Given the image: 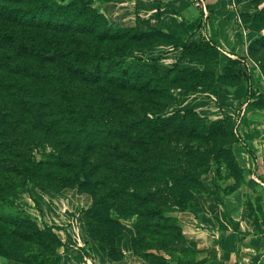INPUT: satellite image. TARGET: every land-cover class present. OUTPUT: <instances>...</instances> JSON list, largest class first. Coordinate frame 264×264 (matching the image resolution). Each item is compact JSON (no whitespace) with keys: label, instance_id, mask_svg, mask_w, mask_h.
<instances>
[{"label":"trees","instance_id":"obj_1","mask_svg":"<svg viewBox=\"0 0 264 264\" xmlns=\"http://www.w3.org/2000/svg\"><path fill=\"white\" fill-rule=\"evenodd\" d=\"M141 23L144 29L113 25L92 0H0L1 256L59 264L60 238L14 198L29 184L89 194L81 217L112 259L122 257L115 241L125 230L146 264H174L168 249L190 245L199 253L176 214L208 192L202 176L213 159L232 157L230 119L208 124L192 110L163 114L177 103L175 89L207 84L197 78L218 50L204 39L171 40L184 23L174 20L166 30ZM258 41L249 45L250 56ZM157 43L182 48L189 63L204 68L164 70L158 61L122 59ZM212 48L210 56L194 57ZM237 63L228 59L219 74L225 79L214 75L209 86L242 83ZM42 146L50 151L38 159L34 152Z\"/></svg>","mask_w":264,"mask_h":264},{"label":"crops","instance_id":"obj_2","mask_svg":"<svg viewBox=\"0 0 264 264\" xmlns=\"http://www.w3.org/2000/svg\"><path fill=\"white\" fill-rule=\"evenodd\" d=\"M107 19L116 26L140 25L143 21L151 26L166 30L175 20L191 28L186 40L205 41L215 44L218 58L213 62L222 71L228 59H237L236 68L244 81L238 85L214 83L198 97L199 91L186 95L181 105L193 107L203 116H233L236 108L243 103L248 80H259L260 67L249 55V45L258 32L249 29L241 19L245 4L237 0H206L208 14L203 17L198 8L189 0H92ZM161 47L156 50V47ZM153 51L167 52L170 44H154ZM180 48V47H179ZM182 50V48H180ZM154 62L155 60H150ZM249 76V77H248ZM258 83V82H257ZM210 96L214 99L210 100ZM205 99V100H203ZM247 118V117H246ZM243 118L240 133L251 143L252 149L264 155V144L258 145L263 128L258 123H250ZM249 123V124H248ZM240 144V143H238ZM241 158L247 159L244 146L237 145ZM244 151V152H243ZM249 154V153H248ZM253 167L256 180L262 189V212L264 215V158L255 161L247 159ZM208 192L200 195L198 205L186 211L177 212L183 235L195 244L204 264H264V223L254 220L243 203L242 192L219 195L214 183H206ZM28 195V196H27ZM20 201L36 217L39 224L51 226L62 245L59 264H146L135 255L131 246V236L123 231L116 237V249L122 253L120 259H112L107 248L93 241L81 217V209L91 205L87 193L73 189L56 192L39 187L31 188ZM257 212V211H256ZM0 264H22L0 255Z\"/></svg>","mask_w":264,"mask_h":264},{"label":"rangeland","instance_id":"obj_3","mask_svg":"<svg viewBox=\"0 0 264 264\" xmlns=\"http://www.w3.org/2000/svg\"><path fill=\"white\" fill-rule=\"evenodd\" d=\"M69 1V0H66ZM87 1V0H86ZM89 1V0H88ZM238 2H242L245 4L244 11L242 14V19L247 23L248 27L253 28L254 31L258 32L257 39L259 40L256 42L253 46L251 56L252 59L260 65V71H259V80L250 82L248 80L247 85V92L244 95L243 103L236 108V112L233 116H229L226 114L218 115V116H203L201 113L193 109V107L181 105L183 103L184 98L186 95H192L194 92L199 91L198 97L206 95L203 93L208 87H211V81L215 76H219V79H225V75H219L220 71H218V67L215 65V63H210L206 65L204 68L202 65L189 63L187 61V56L183 53V51L179 47H174L170 49L169 53H159L160 51H153L151 47L153 45L140 50H129L125 57L122 59L125 61V63L135 62L138 60H152L160 62L163 64L164 70L173 69V66L175 68H183V67H191V68H204L203 76H199L197 78V81H204L207 83L204 86H198L195 88L194 91H187L185 92L184 89L178 88L174 90V94L177 97V103L172 104L168 106V108L165 110L163 116H167L171 114L172 112H180L181 114L185 112V110H192L195 111L199 116L203 117L206 122L209 124L213 121L219 120L221 118H229L230 119V125L231 130L233 132V140L230 144V150L232 157L224 156L223 158H216L213 159V162L211 164L210 169L206 174L202 176V180L204 184L207 186L206 183H214V187L216 188L219 195H227L231 194L234 191L238 190L242 192L243 195V203L245 205V208L248 212V214L254 218L256 221L257 219H260L258 216V213H260L262 222L264 223V215L262 212V189L259 187V182L256 180V175L254 174L253 167H249V163L247 162V159L250 160L253 159H259V157L264 158V155L258 154L257 149L256 151L252 149L251 143L247 140V138H244L240 133V127L242 125L243 118H246L247 121L249 120L250 123H258L263 128V135L262 138H258V145L260 146V143L264 144V0H257V4L254 3L252 0H237ZM189 27H186L184 25H180L176 31V34H174V37H170L171 40H175L178 43L182 42L185 43V41L189 37L190 33ZM155 38L153 35L151 39ZM162 44V43H157ZM156 44V45H157ZM161 48L156 47V50H162ZM215 49V48H214ZM214 49L210 50H200L195 54L194 57L198 58H206L208 55L210 56ZM144 52V54H143ZM262 65V66H261ZM246 77V75H244ZM249 77V76H248ZM227 78V77H226ZM186 81H189V78L186 76L184 78ZM229 79V78H228ZM258 82V83H257ZM214 83H217L214 82ZM188 88L194 87L192 83H189L188 85H185ZM210 100H213L212 96H210ZM205 100V99H203ZM249 124V123H248ZM240 143L242 146L245 147L246 151L249 153H246L247 159L244 160V158H241L238 150L237 145ZM50 151L49 146H42L35 150V156L40 159L42 157V152H48ZM37 187L32 184L27 185L23 189L14 192V198L16 200V203L18 206H24L23 202L20 201L21 196L23 194H29L31 188ZM41 189V188H40ZM66 189H73L77 191L75 188H66ZM44 190V189H43ZM50 190V189H47ZM78 192V191H77ZM28 196V195H27ZM200 196V195H199ZM199 198V197H198ZM26 208V207H25ZM257 211V212H256ZM173 263L176 264V260L182 259V260H193V259H201L200 255L195 252L192 246L188 245V247L182 252V251H171L168 249ZM162 254L167 256V253L164 251H161ZM176 259V260H175Z\"/></svg>","mask_w":264,"mask_h":264},{"label":"built area","instance_id":"obj_4","mask_svg":"<svg viewBox=\"0 0 264 264\" xmlns=\"http://www.w3.org/2000/svg\"><path fill=\"white\" fill-rule=\"evenodd\" d=\"M189 1L198 8L200 14L203 17L207 16L208 9H207V1L206 0H189ZM251 264H259V261L253 262Z\"/></svg>","mask_w":264,"mask_h":264},{"label":"bare ground","instance_id":"obj_5","mask_svg":"<svg viewBox=\"0 0 264 264\" xmlns=\"http://www.w3.org/2000/svg\"><path fill=\"white\" fill-rule=\"evenodd\" d=\"M244 152V151H243ZM245 160V159H244Z\"/></svg>","mask_w":264,"mask_h":264}]
</instances>
